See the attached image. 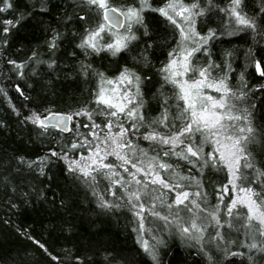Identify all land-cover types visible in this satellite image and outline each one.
I'll list each match as a JSON object with an SVG mask.
<instances>
[{
    "label": "snow or ice",
    "instance_id": "obj_1",
    "mask_svg": "<svg viewBox=\"0 0 264 264\" xmlns=\"http://www.w3.org/2000/svg\"><path fill=\"white\" fill-rule=\"evenodd\" d=\"M53 7L63 9L56 26H45L42 43L17 59L25 45L12 51V43L24 23L37 13L51 15ZM149 14L159 17L164 37L154 38ZM213 16L219 17L215 28L209 26ZM242 34L255 43L239 55L231 47L217 50L218 43L231 45L228 38ZM262 40L264 0L251 8L248 0L223 6L214 0H0V65L9 82L15 77L12 86L25 102L10 110L34 133L31 143L46 141L42 154L8 161L10 171L0 178L6 208L19 210L12 196L24 186V173L38 182L19 193L25 204L31 196L68 207L56 183L59 173L87 189L101 211L130 212L135 243L151 264H164L162 253L172 254V240L200 264H259L264 84L249 87L247 77L264 80ZM102 56L115 67L92 62ZM57 82L72 88L60 103ZM36 84L43 96L34 101ZM0 96L8 98L4 87ZM7 127L0 120V128ZM13 175L21 177L19 185ZM15 230L53 264H61V256L63 264H94L93 255L73 249L53 255L27 230ZM102 258L103 264H120L111 252ZM19 264L28 262L22 256Z\"/></svg>",
    "mask_w": 264,
    "mask_h": 264
},
{
    "label": "trees",
    "instance_id": "obj_2",
    "mask_svg": "<svg viewBox=\"0 0 264 264\" xmlns=\"http://www.w3.org/2000/svg\"><path fill=\"white\" fill-rule=\"evenodd\" d=\"M122 2L123 0H114L117 5ZM257 2L258 0H248L250 8L255 7ZM214 3L223 6L227 0H214ZM62 10L53 7L51 15L37 13L31 20L24 23L12 43V51L18 49L22 43L25 45V52L16 57L17 59H22L30 46L42 43L45 39L43 28L48 24L56 26L54 17ZM2 15L7 16L8 14ZM147 20L155 39L166 35L159 17L149 14ZM218 23L219 17L213 16L209 26L215 28ZM204 30L206 31V29ZM242 36L243 38L239 36L228 38L231 40V45L218 43L217 50L223 51L225 48L231 47L239 55L241 50L247 49L255 43L250 35L242 34ZM68 39L74 38L69 34ZM260 44L264 45V40ZM68 47L70 48L71 45ZM58 56L63 62V53H58ZM159 59H163V56H159ZM92 62L97 67L109 69L115 67V62L110 61L106 56L93 58ZM124 62V58L119 61V63ZM237 63L242 64L243 58L241 57ZM236 71L238 74L242 68L237 67ZM6 73L7 69L0 65V87H4L8 91V98L0 96V120L5 121L8 125L6 129L0 128V178L7 174L6 169L10 171L8 169L10 158L16 154L26 153L29 156L42 154L46 144V141L31 143L30 137L34 138V133H30L28 129L22 127L17 117L11 112L10 104H15L17 108L23 109L25 102L12 86L16 82L15 77L9 82ZM247 82L249 87L264 84V80L256 74L249 75ZM29 83L35 84L33 80H30ZM233 83L236 81L234 80ZM21 87L25 89L26 93L29 91L23 82H21ZM81 87L85 86L81 85ZM56 89L59 93L58 103L61 102L60 97L66 100L72 93V88L65 83L57 82ZM31 95L34 101L37 96H43L42 86L36 84ZM260 95L257 93V96ZM49 98H51L50 93ZM260 116L261 112L258 110L256 113L257 124L261 123ZM144 146L147 147L146 144ZM22 175L25 181L24 186L19 187L17 194L12 196L13 201L19 205L18 211L6 208L7 196L3 185L0 184V264H19L22 256L25 257L28 264H53L36 245L20 236L15 230L16 227L27 230L32 237L45 244L53 255L61 254L66 248L73 249L77 250V254L93 255L94 264H103L102 254L111 252L118 257L120 264H151L150 259L139 251L135 243V234L131 232L133 225L130 212L127 210L101 211L96 207L95 200L87 189L74 186L71 178L66 179L59 173L56 183L63 189L62 195L67 201L68 207H60L59 200L53 207L50 203L31 196L29 197L31 203L25 204L19 193L30 192L31 187L38 182L27 173ZM11 178L14 183L20 184L21 177L13 175ZM38 186L43 187V185ZM7 195H11V193ZM47 196L50 201L51 193H47ZM5 219H10V225L4 223ZM170 247L171 255L162 253L164 264H200L199 259L191 255V250L182 246L179 240L170 241ZM61 264H63V256H61ZM259 264H264V260H261Z\"/></svg>",
    "mask_w": 264,
    "mask_h": 264
}]
</instances>
